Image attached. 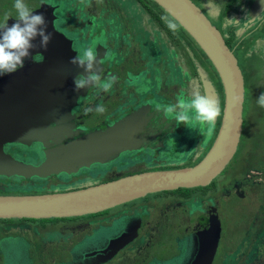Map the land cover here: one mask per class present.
I'll use <instances>...</instances> for the list:
<instances>
[{
    "label": "flooded vegetation",
    "instance_id": "obj_1",
    "mask_svg": "<svg viewBox=\"0 0 264 264\" xmlns=\"http://www.w3.org/2000/svg\"><path fill=\"white\" fill-rule=\"evenodd\" d=\"M193 1L232 50L248 29L264 21V9L255 18L249 14L255 0ZM14 2L0 0V25L16 23ZM24 3L33 14H43L52 38L43 48L37 36L15 77L0 76V195L78 191L138 173L193 166L206 155L221 124L223 85L182 24L175 19V33L167 28L161 17H173L156 1ZM112 18L114 29L101 26ZM88 47L96 51L101 83L112 80L108 91L95 85L75 90L74 77L84 70L70 61ZM198 54L216 72L217 84ZM204 80L212 81L219 95L220 122L216 127V120L211 131L195 120L180 123L155 109L180 99L188 102L193 91L205 93ZM97 105L105 111L97 113ZM196 187L205 186L156 191L86 214L0 218V264H37L34 258L45 264H114L135 241L124 258L130 264H155L158 257L152 248L164 239L181 240L180 252L187 254L183 264H189L196 234L208 227L216 207L206 195L198 211V194H188ZM182 200H190L189 208ZM198 212L203 216L199 220ZM184 234L193 236L187 247ZM123 239L130 241L113 252ZM11 249L18 257L13 263L4 258ZM135 250L138 253L131 255Z\"/></svg>",
    "mask_w": 264,
    "mask_h": 264
},
{
    "label": "water",
    "instance_id": "obj_2",
    "mask_svg": "<svg viewBox=\"0 0 264 264\" xmlns=\"http://www.w3.org/2000/svg\"><path fill=\"white\" fill-rule=\"evenodd\" d=\"M154 1L196 40L222 82L224 106L221 124L209 151L193 166L138 173L78 191L49 195H0V218L66 216L102 211L156 191L207 186L228 166L238 149L244 123L245 77L238 58L220 29L193 0ZM263 9L264 0H255L249 14L255 18ZM11 76L15 77V73ZM204 83L205 93L219 103L212 81L204 80ZM2 86L0 80V88ZM213 210L208 227L196 234V247L189 264L212 262L222 231L216 207ZM129 241L120 240L113 252Z\"/></svg>",
    "mask_w": 264,
    "mask_h": 264
},
{
    "label": "rangeland",
    "instance_id": "obj_3",
    "mask_svg": "<svg viewBox=\"0 0 264 264\" xmlns=\"http://www.w3.org/2000/svg\"><path fill=\"white\" fill-rule=\"evenodd\" d=\"M150 23L155 22L151 20ZM101 26L114 29L116 21L112 18ZM248 31L250 33L242 37L239 46L233 49L245 77L246 89L243 131L238 149L228 166L210 185L188 190V194L199 196L198 211L204 205L200 203V199L204 200L203 196L206 195L210 201L214 200L218 209L222 231L211 264H264V108L257 105V99L264 92V21L256 29ZM198 58L217 84L216 72L211 65H206L203 56ZM188 114L190 120H194V111L189 110ZM170 119L176 120L172 114ZM216 120L217 127L220 119L217 117ZM173 195L174 193L161 196ZM164 197L159 199L163 200ZM189 202L190 200H182L183 206L187 208ZM201 217L202 214L198 212L197 219ZM192 237V234L183 235V247L192 244ZM180 241L164 239L156 244L152 248L155 253L152 255L158 257L155 264H183L187 254L184 250L180 252ZM134 243L120 252L113 263L130 264V260L124 256L134 248ZM136 253L137 250L131 252V255ZM179 255H184L183 259ZM4 258L10 263L18 259L12 249L6 251ZM59 258L63 260L64 257ZM34 260L37 264H45L41 258Z\"/></svg>",
    "mask_w": 264,
    "mask_h": 264
},
{
    "label": "clouds",
    "instance_id": "obj_4",
    "mask_svg": "<svg viewBox=\"0 0 264 264\" xmlns=\"http://www.w3.org/2000/svg\"><path fill=\"white\" fill-rule=\"evenodd\" d=\"M16 23L8 26L7 23L0 25V76L16 72L24 67V61L30 56V49L35 47L32 41L39 36L40 46L46 48L51 40V33H46V22L43 14H33V11L24 3V0H15ZM167 28L173 33L178 31L179 25L175 18L162 16ZM233 21H235L233 19ZM236 22V21H235ZM237 23V22H236ZM77 55L70 61L72 65L82 68L84 71L74 77L75 90L98 86L104 91L112 87V80L101 83L99 69L97 68V54L94 48L88 47L77 51ZM99 63V62H98ZM147 89H145L146 91ZM188 102L183 99L177 101L175 105H156L157 110H163L165 116L172 114L177 122L184 123L190 120L189 110H193L195 115L192 119L201 127L209 126V131L215 126L217 117L220 115L218 101L207 93L193 91ZM257 105L264 108V92H261L257 99ZM97 113L105 111L102 105H97L94 109ZM93 111V109H88Z\"/></svg>",
    "mask_w": 264,
    "mask_h": 264
}]
</instances>
